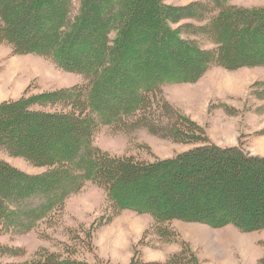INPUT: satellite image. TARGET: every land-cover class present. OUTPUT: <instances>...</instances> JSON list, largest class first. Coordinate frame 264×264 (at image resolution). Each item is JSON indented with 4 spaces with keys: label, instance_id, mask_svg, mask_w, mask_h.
<instances>
[{
    "label": "trees",
    "instance_id": "16d2710c",
    "mask_svg": "<svg viewBox=\"0 0 264 264\" xmlns=\"http://www.w3.org/2000/svg\"><path fill=\"white\" fill-rule=\"evenodd\" d=\"M228 1L213 0L216 12L210 16L208 5L172 9L164 0H0V46H10L17 55L42 56L89 81L86 93L72 89L0 104V151L44 170L30 175L0 159V235L30 233L86 182L101 187L116 212L151 216L164 242L175 238L167 227L173 221L213 228L233 224L244 232L264 229V158L207 143L171 160L146 163L112 158L92 145L96 128L120 127L130 116L137 117V126L152 127L153 121L173 141H206L188 117L164 106L160 89L196 82L211 64L231 71L264 64V9L228 7ZM184 19L203 21L199 32L215 49L203 51L172 28ZM162 114L169 122L163 129ZM214 165L220 172L234 169L228 177L220 175L227 191L238 180L246 183L232 194L241 204L255 206L256 220L242 217L224 195L202 190L220 178L211 170ZM257 173L261 177L253 186L250 178ZM186 188L191 190L184 194ZM142 194L160 198L149 203ZM211 197L218 202L200 206ZM175 201L192 212L163 209ZM22 255L18 248L0 246V258ZM179 255L168 264H181V257L196 263L192 252ZM4 264L90 263L44 252L29 262Z\"/></svg>",
    "mask_w": 264,
    "mask_h": 264
},
{
    "label": "rangeland",
    "instance_id": "374dc122",
    "mask_svg": "<svg viewBox=\"0 0 264 264\" xmlns=\"http://www.w3.org/2000/svg\"><path fill=\"white\" fill-rule=\"evenodd\" d=\"M164 2L172 9L196 3L208 5L213 11V0ZM226 5L247 11L259 10L264 9V0H229ZM215 12H211L210 16ZM205 22L208 23V20ZM203 25H206L203 21L200 23L194 19H184L172 25V28L180 29L181 33H185L183 38L201 50H214L212 41L199 32ZM114 36H111L112 39ZM248 47L252 48L250 44ZM88 82L84 76L65 72L47 58L34 54L17 55L10 46H0V104L18 101L25 96L72 89L86 93ZM160 91L164 106L172 109L175 115L180 113L188 117L202 131L200 133L206 139L205 142L192 143L185 139L173 141L166 133L162 134L159 129H155L157 124L153 121L152 127L137 126V117L130 116L120 127L113 123L96 128L92 145L112 158H133L137 162L146 163L171 160L207 143L222 149L237 148L245 155L264 158V64L233 71L211 64L196 82L166 84ZM165 118L162 114L160 126L169 123ZM0 159L26 174L44 172L22 159L9 157L3 151H0ZM211 170L217 173L221 171L215 165ZM232 170H223L219 177H228ZM260 177V173L251 176L249 184L254 186ZM222 181L223 178H216L206 183L202 190L208 193L211 190L218 198L224 195L226 200L237 204L238 213L242 217L251 216L256 220L258 214H255L256 210L253 211L255 206L250 203L241 204L238 196L236 200V194H232L240 186L245 187L246 183L238 180L227 191L221 185ZM169 182L172 180L164 181L167 184ZM214 186L216 189L212 190ZM190 190L186 188L184 194ZM259 190L258 193L261 192ZM177 193V196L183 194L180 191ZM145 195L149 203L160 198L156 194H142V197ZM247 196L253 195L250 192ZM216 198L211 197V201L206 203L200 202V206L216 204ZM163 209L192 212V208L185 209L176 201L167 207L163 205ZM167 227L169 232L175 234V238L164 242L157 235L151 216L130 210L116 212L107 193L101 187L86 182L77 194L70 195L64 201L59 211L49 215L30 233L8 231L0 235V246L18 248L23 252L21 257L0 258V263L29 262L47 252L90 264H132L134 260L144 264H168L184 250L185 254L192 252L196 256V263L189 261V257H181V264H264V255L259 257L258 254L259 245L264 249V229L244 232L233 224L213 228L207 224L182 221H173ZM182 230L191 231L194 235L200 233L199 242L192 246L181 235ZM129 240L133 243L126 248Z\"/></svg>",
    "mask_w": 264,
    "mask_h": 264
},
{
    "label": "crops",
    "instance_id": "0c3cea01",
    "mask_svg": "<svg viewBox=\"0 0 264 264\" xmlns=\"http://www.w3.org/2000/svg\"><path fill=\"white\" fill-rule=\"evenodd\" d=\"M182 232H183V234H181L183 237H184V239L185 240H188L189 241V243H191V245L192 246H194V244H197L198 242H199V240H200V236L199 235H201L200 233H197V235H194V233H192L191 231H183L182 230ZM181 233V232H180ZM203 238V237H202ZM230 241H231V239H230ZM261 241H263V239L261 240ZM128 244H127V246H126V248L127 247H131V245H132V243L133 242H131V240H129L128 242H127ZM194 248V247H193ZM195 249V248H194ZM197 251V250H196ZM258 254H259V257H262L263 255H264V249H262L261 248V246L259 245V247H258ZM206 256V254L205 253H203V256ZM211 256V255H210ZM211 257H213L214 259H216V257H214V256H211ZM213 264H217L216 262H212ZM205 264V263H204Z\"/></svg>",
    "mask_w": 264,
    "mask_h": 264
}]
</instances>
